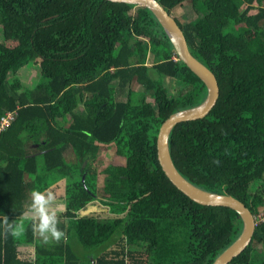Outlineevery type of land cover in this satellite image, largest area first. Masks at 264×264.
Masks as SVG:
<instances>
[{"label":"trees","instance_id":"obj_1","mask_svg":"<svg viewBox=\"0 0 264 264\" xmlns=\"http://www.w3.org/2000/svg\"><path fill=\"white\" fill-rule=\"evenodd\" d=\"M158 1L171 12L184 0ZM190 2L200 14L175 18L190 51L215 73L219 95L206 115L172 127L170 153L188 180L257 213L264 207V0ZM0 31V116L16 110L0 129V264H211L242 219L230 206L194 201L159 164L161 122L204 100L207 89L151 10L114 0H0ZM29 64L40 74L33 86L19 77L23 67L32 74ZM165 75L177 94L168 93ZM111 142L120 162L103 168L98 185L97 152ZM63 178L64 236L44 243L23 214L31 190L48 192ZM94 200L111 216L85 213ZM227 264H264V219Z\"/></svg>","mask_w":264,"mask_h":264},{"label":"water","instance_id":"obj_2","mask_svg":"<svg viewBox=\"0 0 264 264\" xmlns=\"http://www.w3.org/2000/svg\"><path fill=\"white\" fill-rule=\"evenodd\" d=\"M114 1H123L148 7L169 37L178 58L185 62L206 85L207 93L204 100L196 105L174 110L164 118L156 136V151L159 164L164 173L183 193L201 204L230 206L240 215L242 227L239 234L211 262V264H227L250 242L256 225L255 214L236 196L226 192L211 191L188 180L175 166L169 149V133L176 123L202 117L206 115L215 104L219 95L217 77L211 68L190 51L185 34L175 16L158 0Z\"/></svg>","mask_w":264,"mask_h":264},{"label":"rangeland","instance_id":"obj_3","mask_svg":"<svg viewBox=\"0 0 264 264\" xmlns=\"http://www.w3.org/2000/svg\"><path fill=\"white\" fill-rule=\"evenodd\" d=\"M134 7L131 9V11H134ZM251 11H254V9H251ZM171 13L176 16L181 22H186L189 20H192L197 17V15L200 14V12L194 10L191 6L190 0H184L180 4L175 5ZM4 34L2 31H0V40H4ZM162 50H164V47H160ZM152 58V52L149 51L147 54V63L151 62ZM26 67H31L32 69V74L29 75L28 70L26 71V68L23 67V70H21L19 77L22 80V83L26 86H33L40 80V74L39 70L37 68L36 64H29L28 66L25 65ZM33 75V76H32ZM42 80H47L46 77L42 78ZM164 84L166 88L168 89V93L171 92H176L178 93V84H175L173 79L169 76H164ZM131 87L134 88L135 93H141L143 91V88L140 84H138L135 80L131 82ZM128 88V87H127ZM174 89V90H172ZM126 95V90L124 91V94ZM148 99H151L149 95L147 96ZM116 143H109L107 145L100 146L99 151L97 152V158L96 161L94 162V168L97 170V172L93 175L96 177V183L98 185H101L102 182L105 180V172L103 171V168L108 164V163H119L120 161L116 158V153H115V148H116ZM69 156L74 157L73 153H69ZM107 176V174H106ZM67 178H63L62 180H55L53 184H51V187L48 189V191H51L58 202V205L60 206L62 200L64 199V191L62 190L64 186L66 185ZM62 184V185H61ZM64 193V194H63ZM55 206V205H54ZM91 212H88V210H85V213H93L94 215H98L100 217H107L111 216V214L108 213L107 207L102 206L99 204L97 200H94L90 204ZM61 219V218H58ZM88 262V261H87ZM87 264H92L91 262H88Z\"/></svg>","mask_w":264,"mask_h":264},{"label":"clouds","instance_id":"obj_4","mask_svg":"<svg viewBox=\"0 0 264 264\" xmlns=\"http://www.w3.org/2000/svg\"><path fill=\"white\" fill-rule=\"evenodd\" d=\"M62 211L63 208L58 205L51 191L33 189L30 192V204L23 215L24 219L31 223L33 231L42 238V242L48 243L50 240L59 242L64 236V232L58 227V217ZM2 220L5 231H12L14 225L9 223L8 217L3 216ZM12 234L16 233L13 231Z\"/></svg>","mask_w":264,"mask_h":264},{"label":"built area","instance_id":"obj_5","mask_svg":"<svg viewBox=\"0 0 264 264\" xmlns=\"http://www.w3.org/2000/svg\"><path fill=\"white\" fill-rule=\"evenodd\" d=\"M16 114V110H6L1 116H0V129L7 126L11 120L14 118ZM255 214V223L258 221L264 219V207H260L257 213Z\"/></svg>","mask_w":264,"mask_h":264},{"label":"crops","instance_id":"obj_6","mask_svg":"<svg viewBox=\"0 0 264 264\" xmlns=\"http://www.w3.org/2000/svg\"><path fill=\"white\" fill-rule=\"evenodd\" d=\"M111 143H113V142H111ZM35 148V147H38V144L37 143H31L30 144V148ZM40 152V150L39 151H37V153H39Z\"/></svg>","mask_w":264,"mask_h":264}]
</instances>
